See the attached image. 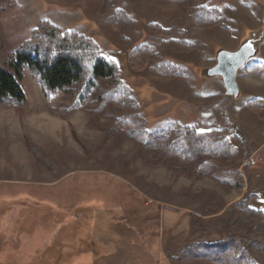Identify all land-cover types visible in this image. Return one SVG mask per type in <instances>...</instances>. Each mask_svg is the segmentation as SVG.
Here are the masks:
<instances>
[{
	"label": "rangeland",
	"instance_id": "rangeland-1",
	"mask_svg": "<svg viewBox=\"0 0 264 264\" xmlns=\"http://www.w3.org/2000/svg\"><path fill=\"white\" fill-rule=\"evenodd\" d=\"M12 2L0 0V67L40 21L82 34L117 66L148 133L174 123L201 132L227 129L242 186L228 189L147 165L115 121L92 120L80 110L66 119L50 114L24 68L26 107L16 113L0 106V264H206L177 263L175 256L191 244L218 241L231 204L248 199L264 211V109L248 106L264 100V84L246 75L252 64L264 66V0H203L220 11L228 31L192 24L171 30L178 6L153 0H118L132 21L122 29L106 21L112 12L99 13L100 0ZM247 40L257 54L237 73L238 97H226L221 79L205 72L216 66L219 51L236 52ZM141 45L160 60H147L145 68L140 60L128 61L129 51ZM161 64L180 76L152 70ZM67 104L60 91L49 99L52 109ZM27 138L42 152L37 158ZM198 221L207 225L202 233L195 232ZM256 240L264 245V233Z\"/></svg>",
	"mask_w": 264,
	"mask_h": 264
},
{
	"label": "trees",
	"instance_id": "trees-1",
	"mask_svg": "<svg viewBox=\"0 0 264 264\" xmlns=\"http://www.w3.org/2000/svg\"><path fill=\"white\" fill-rule=\"evenodd\" d=\"M6 1L11 3V7L15 6L12 0ZM100 1L99 13L102 16L112 12L111 17L106 18L107 22L116 23L119 29L132 23L126 13L117 7L118 0ZM153 1L178 6L179 12L171 21V30L192 24L204 29L219 27L228 31L220 11L206 8L203 0ZM169 42L171 45L182 42L189 47L185 41L177 43L169 39ZM127 59L140 60L142 68L146 67L147 60H160L158 54L146 45L131 49ZM24 68L38 82L50 114L66 119L80 110L92 120L103 117L115 121L120 134L139 147L140 156L147 165L162 166L193 181L209 179L228 189L241 188L240 174L233 169L239 154L227 137V129L201 132L195 126L174 123L168 129L148 133L139 105L123 85L117 66L101 56L98 46L90 38L75 31H63L49 21L37 23L29 38L13 52L7 67H0V106L11 108L16 113H22L27 105L20 86ZM152 70L164 76H180L171 65L161 64ZM246 75L264 84V66L261 64H252ZM56 91L63 94L68 104L52 109L49 99ZM248 106L260 111L264 109V100H253ZM25 145L34 157L36 152L42 153L28 138ZM222 164H227L228 170L222 169ZM197 225L196 233H202L207 226L201 221ZM262 233L264 211L251 208L249 200L244 199L224 210L217 231L218 241L191 244L178 252L175 259L177 263L264 264V245L256 240V236Z\"/></svg>",
	"mask_w": 264,
	"mask_h": 264
},
{
	"label": "water",
	"instance_id": "water-1",
	"mask_svg": "<svg viewBox=\"0 0 264 264\" xmlns=\"http://www.w3.org/2000/svg\"><path fill=\"white\" fill-rule=\"evenodd\" d=\"M256 54L257 51L249 40L243 43L236 52L219 51L216 56V66L206 70L205 76L207 78L219 77L224 86L225 96L237 98L239 95L237 73Z\"/></svg>",
	"mask_w": 264,
	"mask_h": 264
},
{
	"label": "crops",
	"instance_id": "crops-1",
	"mask_svg": "<svg viewBox=\"0 0 264 264\" xmlns=\"http://www.w3.org/2000/svg\"><path fill=\"white\" fill-rule=\"evenodd\" d=\"M250 80H252V79L250 78Z\"/></svg>",
	"mask_w": 264,
	"mask_h": 264
},
{
	"label": "flooded vegetation",
	"instance_id": "flooded-vegetation-1",
	"mask_svg": "<svg viewBox=\"0 0 264 264\" xmlns=\"http://www.w3.org/2000/svg\"><path fill=\"white\" fill-rule=\"evenodd\" d=\"M251 44V43H250Z\"/></svg>",
	"mask_w": 264,
	"mask_h": 264
}]
</instances>
